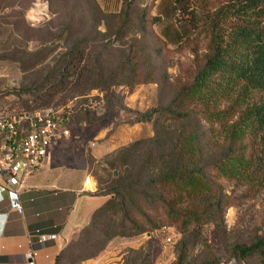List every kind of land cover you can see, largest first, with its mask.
Segmentation results:
<instances>
[{
    "label": "trees",
    "instance_id": "16d2710c",
    "mask_svg": "<svg viewBox=\"0 0 264 264\" xmlns=\"http://www.w3.org/2000/svg\"><path fill=\"white\" fill-rule=\"evenodd\" d=\"M152 2L147 8L148 0H121L119 12L99 11L104 19L119 26L118 33L134 31L140 21L138 10L145 15L154 13L151 25L167 47H180L193 40L201 30L209 32L210 38L198 73L179 98L169 108L149 112L131 124L155 126L160 120L157 130L162 127L163 132L166 122L181 121L190 123V129L177 136L169 151L150 154L140 164L132 160L130 154V149L138 143L124 149L117 160L108 163L111 173L105 184L97 180L96 195L108 197L109 201L92 214L88 224L78 233V241L73 243L79 245L85 234L93 231V249L82 250L85 253L79 251L82 264L97 257L117 238L145 235H150L148 242L139 250L128 251L121 263L153 264V240L163 225L179 231L181 239L175 244L174 252L178 264H183L189 247L182 236L191 234L198 239L207 224L224 220L227 203L214 179L233 180L237 186L247 187L252 197L264 190V0H228L208 15L193 8L195 0H174L177 27L189 31L188 38L159 32L162 18L155 11L159 0ZM69 26L66 32L71 31V24ZM88 42L82 40L71 45L56 66L47 69L38 96L34 97V108L27 105L24 110L11 112L58 109L61 104L85 99L77 102L83 115L76 118L86 127L96 123L97 117L89 108L87 96L100 91L108 99L113 88L136 86L134 82L141 75L134 63V53H129L119 66L110 68L102 61V55H95L88 49ZM128 65L130 70L123 83L119 78L124 76ZM225 99L233 103L229 109L211 110L219 108ZM190 104L212 111L209 116L224 126L227 149L207 165H204L205 155L191 114L178 115L183 106ZM110 114L99 122L107 120ZM235 116L233 123H225ZM246 139L252 143L249 148L246 145L244 150L235 148L239 140ZM103 217L108 219L100 224ZM102 240L105 245L98 247ZM60 263L59 257L56 264ZM226 263L264 264V235L248 246H235L230 262Z\"/></svg>",
    "mask_w": 264,
    "mask_h": 264
},
{
    "label": "rangeland",
    "instance_id": "374dc122",
    "mask_svg": "<svg viewBox=\"0 0 264 264\" xmlns=\"http://www.w3.org/2000/svg\"><path fill=\"white\" fill-rule=\"evenodd\" d=\"M152 1L148 0L147 8L151 7ZM227 1L195 0L193 8L202 15H208ZM120 7L121 0H0V109L5 111L24 110L27 105L34 108V97L38 96L47 69L55 67L66 49L77 42L89 41L88 49L95 55H102V61L110 68L119 66L129 53H134V63L141 75L134 82L136 86H117L112 89L108 99L100 91H93L87 96L89 108L97 117L96 123L86 127L76 118L83 115L77 102L85 99L58 107L63 114V127L71 131L70 140L74 141L86 130L80 160L87 162L89 173L101 184L107 182L111 173L108 163L117 160L124 149L138 143V146L130 149V154L131 159L140 164L150 154L169 151L177 136L189 131L190 123L183 124L181 121L166 122L163 132L162 127L157 130L160 120H157L156 128L153 124L131 122L149 112L165 110L179 98L181 91L198 73L210 38L209 32L206 34L205 30H201L193 40L182 46L167 47L151 25V18L155 14L147 12L145 15L141 9L138 10L140 21L138 25L135 24L137 27L134 31L118 33L119 26L104 19L100 11L117 13ZM155 11L162 18L159 32L165 31V34L172 36L179 34L186 38L190 36L185 28L177 27L178 13L174 0H159ZM40 19L42 21L37 22ZM70 24L72 29L66 32ZM129 70L128 65L124 76L119 78L123 83ZM232 104L230 99H225L219 108L211 110L225 111ZM68 109H71L70 114ZM212 111L190 104L178 112L179 116L190 113L193 118L194 130L205 155L204 165L214 162L227 149L224 126L209 116L213 114ZM107 113H111L109 118L99 122ZM236 117L225 123H233ZM162 135L166 138H162ZM163 141L165 143L160 145ZM251 144L247 139L239 140L235 148L244 150L245 145L249 148ZM70 145L72 152H75L78 145L75 142ZM249 150L245 151L246 154ZM214 180L221 187L223 201L227 203L224 220L207 224L198 239L191 234L182 236L189 247L183 264H227L235 246H248L264 235V190L252 197L247 187L237 186L233 180L220 177ZM107 219L103 217L100 224ZM92 232L85 234L79 245L73 244L78 241V236L72 240L58 256L57 260L61 258L60 264H82L79 251L85 253L93 249ZM140 237L117 238L114 242ZM180 239L181 235H177L175 243ZM153 241V264H178L175 245H165L158 233ZM104 245L102 240L97 246ZM108 248L106 246L91 260L103 256ZM121 249L124 256L133 250Z\"/></svg>",
    "mask_w": 264,
    "mask_h": 264
},
{
    "label": "crops",
    "instance_id": "0c3cea01",
    "mask_svg": "<svg viewBox=\"0 0 264 264\" xmlns=\"http://www.w3.org/2000/svg\"><path fill=\"white\" fill-rule=\"evenodd\" d=\"M85 135L84 129L74 141L68 139L54 146L43 168L17 188L21 212L13 209L10 188L0 177V264H26L30 251H37L38 264H56V257L78 236L92 214L109 201L96 195L98 181L89 173L87 162L80 160ZM73 142L78 145L75 152L70 149ZM44 238L47 244L41 243ZM148 239H119L103 256L83 264H119L124 257L121 248L139 250Z\"/></svg>",
    "mask_w": 264,
    "mask_h": 264
},
{
    "label": "built area",
    "instance_id": "2783aa9c",
    "mask_svg": "<svg viewBox=\"0 0 264 264\" xmlns=\"http://www.w3.org/2000/svg\"><path fill=\"white\" fill-rule=\"evenodd\" d=\"M67 111L71 113V109ZM63 121L62 112L56 108L22 112L0 109V177L10 188L9 198L15 211L21 212L17 188L43 168L54 146L71 138ZM158 234L167 246H174L176 236L180 235L172 226H163ZM47 242V238L41 240L42 244ZM37 254L30 251L26 264H38Z\"/></svg>",
    "mask_w": 264,
    "mask_h": 264
},
{
    "label": "water",
    "instance_id": "95a60500",
    "mask_svg": "<svg viewBox=\"0 0 264 264\" xmlns=\"http://www.w3.org/2000/svg\"><path fill=\"white\" fill-rule=\"evenodd\" d=\"M115 176H117V173H115ZM150 236V235H149Z\"/></svg>",
    "mask_w": 264,
    "mask_h": 264
}]
</instances>
